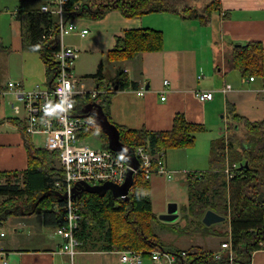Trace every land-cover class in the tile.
Returning a JSON list of instances; mask_svg holds the SVG:
<instances>
[{
  "label": "crops",
  "instance_id": "0c3cea01",
  "mask_svg": "<svg viewBox=\"0 0 264 264\" xmlns=\"http://www.w3.org/2000/svg\"><path fill=\"white\" fill-rule=\"evenodd\" d=\"M50 1L18 0L12 10L10 8L14 5L10 2L2 4L0 0V16L7 20V25L0 29V59L4 65L0 91L8 90L10 82L21 83L31 90L48 81L41 55L24 49L20 17L22 13L41 9ZM220 1V7L208 23L183 19L172 13H151L128 19L113 10L97 21L79 19L80 28L87 29L89 33L85 37L71 34L66 36L71 38L67 41L65 38L67 45L79 51V58L84 55L90 60V71L82 72L76 61L73 68L89 91L99 89L97 80L89 76L96 74L101 64L104 76L107 68L112 70L110 82H106V77L103 80L106 86L116 85V74L123 73L125 79L119 90L113 93L108 109L116 126L169 132L177 115H183L189 123L204 128L195 135L192 146L165 151L167 170L172 175H158L150 180L153 212L158 219L167 214L170 203L178 207L179 219L176 222L162 221L168 224L165 230L171 231L167 234L172 235L167 244L188 245L185 246L187 248L178 247L186 251L197 249L215 253L227 241V238L204 235L198 230L189 234L177 233L174 227L186 229L193 225L196 229L199 224L196 223L199 220L182 223L189 207L187 180L209 171L216 147L223 137H228V108L234 105L237 113L250 122L264 120V78L255 77L251 81L250 76H243L231 64L237 47L254 42L264 50V0ZM191 23H197L199 28L195 24L196 27H189ZM138 29L161 31L164 35L162 50L145 52L130 60L108 61L107 53L115 47L117 37L128 30ZM190 30L197 31L198 37L191 36ZM2 37H9V42ZM166 80L170 85L165 87ZM227 85L232 86L231 91L222 94L220 91ZM143 88L145 94L138 95ZM198 91L215 92V97L201 102L196 97ZM164 92H167L166 99L162 100ZM13 100L11 92L0 98V172L18 173V180L22 181L29 160L24 138L18 126L11 121L15 118L12 116ZM239 129L241 126H236L235 130L239 132ZM1 183H6V180H0ZM203 217L200 222L205 225ZM53 223L47 224L43 210L31 215L13 216L3 223L6 237L0 238V246L11 252L9 264H122L116 251L78 248V253L71 259L61 252L64 241L57 233L58 225ZM206 227H213L216 232H230L226 218L224 222ZM45 228L54 231L47 239L42 237V233L48 230ZM26 232H29V238L20 237L19 234ZM250 261V264H264V250L255 251ZM142 264L154 263L146 257Z\"/></svg>",
  "mask_w": 264,
  "mask_h": 264
},
{
  "label": "trees",
  "instance_id": "16d2710c",
  "mask_svg": "<svg viewBox=\"0 0 264 264\" xmlns=\"http://www.w3.org/2000/svg\"><path fill=\"white\" fill-rule=\"evenodd\" d=\"M80 2L82 7L76 10L75 5ZM199 2L205 5L197 7ZM220 4V0H207L206 3L204 0H70L66 18L97 21L108 12L117 10L128 19L151 13H172L183 19L208 23ZM20 20L24 49L41 55L48 83L53 85L60 70L55 57L60 49L56 18L39 9L22 13ZM163 44L164 35L161 31L128 30L123 36L117 37L115 47L107 53V60H130L145 52H158L162 50ZM263 52V47L254 42L237 47L232 54L231 64L243 76L264 78ZM89 77L97 80L99 90L109 91L110 86H106L103 81L105 76L102 64L97 73ZM123 79V73L116 74L114 81L118 90ZM113 96V93L105 92L95 100H90V104L103 109L111 124L113 122L108 109ZM85 101L77 99V111ZM228 110V137H223L216 147L209 171L187 180L188 214L199 220L196 222L199 223L196 228L199 233L227 238V241L230 239L236 254V264H250L252 254L264 250V120L250 122L237 113L234 105H230ZM11 121L18 126L24 138L29 166L22 181L18 180V173L0 172V180H6V183L0 184V225L13 216H26L43 210L47 224L54 222L59 228L64 224L65 216L61 210L56 211L57 206L61 208L64 205L61 199L63 193L56 190V184L62 183L65 178L57 164L60 153L37 148L24 124L16 118ZM238 125L244 129L243 139L235 130ZM95 128L102 132L100 127L94 125L84 130L81 138L91 136ZM117 128L125 146L130 149L145 146L154 155L162 150L190 147L195 143V135L204 130L200 125L189 123L183 115H177L173 129L169 132ZM233 164H237V167L229 169L230 177L225 169L227 165L231 167ZM74 202L80 216L75 236L82 250H135L145 255L159 249L174 253L182 251L175 247H165L161 238L155 234L154 228H164L168 224L160 221L153 212L150 181L144 178L136 180L129 198H117L111 192H88L79 186L75 190ZM208 210L226 218L229 233L213 231V227H206L200 222ZM188 229L189 226L186 229L174 227L175 232L181 234H188ZM187 251L190 264L228 263L225 257L216 261L214 252L197 249Z\"/></svg>",
  "mask_w": 264,
  "mask_h": 264
},
{
  "label": "built area",
  "instance_id": "2783aa9c",
  "mask_svg": "<svg viewBox=\"0 0 264 264\" xmlns=\"http://www.w3.org/2000/svg\"><path fill=\"white\" fill-rule=\"evenodd\" d=\"M69 1L51 0L40 9L42 13L54 16L59 26L60 49L55 57L60 70L54 84L50 85L47 81L30 90L21 83L10 82L8 90L0 91V98L11 92L17 103L22 104V107L14 105L13 112L15 118L24 124L26 132L31 136H44L47 142L45 149L60 153L58 164L65 178L62 183L56 184V190L67 195V199L61 208L58 206L56 208L57 212L61 210L65 215L64 224L58 228L57 233L64 241L61 252L73 259L81 245L75 236L80 222L74 202L76 186L105 183L121 186L126 182L129 172L132 173L134 183L138 178L150 181L155 176H168L173 173L167 170L166 153L163 150L154 155L145 146L134 148V157L139 163L138 168H134L117 152L109 148H93L81 138L82 132L95 124L93 117H84V112L77 111V99L81 97L86 100H95L101 93H115L118 91V86L111 85L109 91L99 89L89 91L84 87L82 80L76 76L73 68L79 51L67 45L65 38L71 34L85 37L89 31L80 28L78 18H66ZM81 7V2L75 5L76 10ZM250 80L253 81L254 78L251 77ZM168 85L170 83L166 80L165 87ZM231 89L232 86L227 85L220 92L225 94ZM166 93L164 92L162 100L166 99ZM144 94V88L138 92L140 96ZM196 97L201 102L210 101L214 99L215 92L198 91ZM226 172L232 177L228 170ZM2 228L0 225V238L6 237ZM117 253L122 264H142L146 257H149L154 264H190L189 252L186 250L174 253L159 249L147 252L146 255L135 250ZM10 254V251L0 246V264H9ZM223 257L227 258V264H236V254L230 239L222 243L220 250L214 253L216 261H221Z\"/></svg>",
  "mask_w": 264,
  "mask_h": 264
},
{
  "label": "water",
  "instance_id": "95a60500",
  "mask_svg": "<svg viewBox=\"0 0 264 264\" xmlns=\"http://www.w3.org/2000/svg\"><path fill=\"white\" fill-rule=\"evenodd\" d=\"M83 112H84V117H93L94 124L100 127L102 132L106 134V136L108 137L109 149L121 155L123 159L130 162L134 168H138L139 163L134 157L133 149L128 148L121 142L119 129L115 124H111L109 122V119L105 114V112L103 111V109L101 107H98L96 104H89L84 109ZM244 166H247V164H245ZM133 185H134L133 176L132 173L129 172L126 182L121 186L111 183H105L100 186L78 185L74 189V194L76 188L82 186L88 192H97L103 194H106L107 192H111L117 198L118 197L129 198L130 190ZM62 195H63L62 197L61 195L59 196L63 201H65L67 199V195L65 194ZM159 218L161 221L165 223L176 222L179 219L177 204L170 203L167 214L161 215ZM202 221L206 226H212L214 224L224 222L225 218L212 210H208L205 213Z\"/></svg>",
  "mask_w": 264,
  "mask_h": 264
},
{
  "label": "rangeland",
  "instance_id": "374dc122",
  "mask_svg": "<svg viewBox=\"0 0 264 264\" xmlns=\"http://www.w3.org/2000/svg\"><path fill=\"white\" fill-rule=\"evenodd\" d=\"M204 1H205V3L207 2V0H204ZM6 2H8V3L10 2L11 5H14L12 8H10V9L14 10L15 6L18 3V0H10V1L9 0H1L2 4H5ZM196 5H197V7H203L205 4L203 2H199ZM194 24L198 27L197 23H194ZM194 24L193 23L189 24V27H194L195 26ZM6 25H7L6 17L5 16H0V29H3ZM190 33H191V36L198 37V34H196L197 31L194 32V30H190ZM2 38H4L5 41L9 42V37H2ZM67 38L68 37H66V41H67ZM68 39H71V38H68ZM78 58H79V55H78ZM78 58L76 59L77 67L80 70H82V72L90 71V60L88 59V57L87 56L84 57V55H82V57H80L79 60H78ZM93 66L94 65H92L91 68H93ZM3 71H4V65L2 64V61L0 59V76L3 75ZM111 74H112V70L110 68H107L106 73H105V75H106L105 77H106V82L107 83L110 82V80H111ZM89 104H90V100H87V101L83 102V104H82L83 106L79 109L78 112H80V113L83 112L85 107L88 106ZM12 105L13 106L17 105V106L22 107V104L17 103L16 99L12 101ZM12 116H14V112L12 113ZM243 135H244V129L241 128V130L238 133V136L241 137V139H243V137H242ZM83 140L86 141L93 148L105 149V148L109 147L108 146V137L106 136V134H104L103 132L99 131L98 129H96L95 132L91 136H89V137H87L86 139H83ZM32 142L34 143V145L36 147L46 148L47 142H46V138L44 136H32ZM234 165H237V164H233V165H231V167L229 165H227V167L225 169V172H226V170L229 171L230 168H236V167H233ZM94 186H100V185H94ZM1 202H3V200H1ZM183 220L184 221L182 223H187V224L195 222V219L191 218V216L189 214H187L185 217H183ZM189 227H190V229L187 230L188 234L191 233V232L197 231L196 229H193V225H190ZM159 228L160 229H158V227L154 228V232H155V234L157 236H159L161 238V240L163 241V244L165 245V247H176V248H178V247H180V248L189 247L188 245H185V246H187V247H185L183 245H177L176 243H174L173 245L172 244H167L168 242H170V240L172 238L171 237L172 235L167 234V233L171 232V231L165 230V227L164 228L163 227L162 228L159 227ZM45 229H48V228H45ZM8 233L10 234V236L12 235L11 231H9ZM53 233H54V231L52 229H48V230L45 231V234L42 233V237L44 239H47V237L51 236ZM19 235H20V237H23V238H29L30 237L29 236V232H26L25 234L21 233ZM42 237H40V238L43 239ZM32 238H35V236H32ZM36 241H38V239H36ZM172 241H175V240H172Z\"/></svg>",
  "mask_w": 264,
  "mask_h": 264
}]
</instances>
